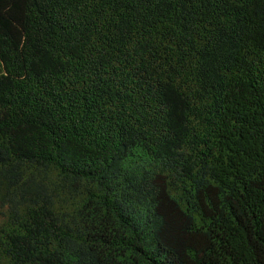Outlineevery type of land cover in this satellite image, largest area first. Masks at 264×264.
<instances>
[{
  "label": "trees",
  "instance_id": "16d2710c",
  "mask_svg": "<svg viewBox=\"0 0 264 264\" xmlns=\"http://www.w3.org/2000/svg\"><path fill=\"white\" fill-rule=\"evenodd\" d=\"M0 264H264V0H0Z\"/></svg>",
  "mask_w": 264,
  "mask_h": 264
}]
</instances>
